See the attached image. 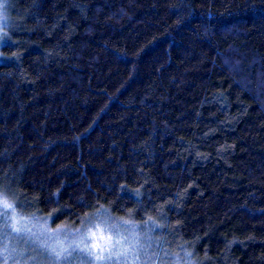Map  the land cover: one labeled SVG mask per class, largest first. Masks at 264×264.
Here are the masks:
<instances>
[{
  "label": "trees",
  "instance_id": "16d2710c",
  "mask_svg": "<svg viewBox=\"0 0 264 264\" xmlns=\"http://www.w3.org/2000/svg\"><path fill=\"white\" fill-rule=\"evenodd\" d=\"M4 11L1 224L110 215L148 228L141 264H264V0Z\"/></svg>",
  "mask_w": 264,
  "mask_h": 264
},
{
  "label": "rangeland",
  "instance_id": "374dc122",
  "mask_svg": "<svg viewBox=\"0 0 264 264\" xmlns=\"http://www.w3.org/2000/svg\"><path fill=\"white\" fill-rule=\"evenodd\" d=\"M3 199L12 204L8 195L1 194ZM105 217L92 216L83 228L53 227L42 220L16 219L11 228L0 223L1 251H6V258L12 256V264H141V241L148 228L142 230L129 219Z\"/></svg>",
  "mask_w": 264,
  "mask_h": 264
},
{
  "label": "snow or ice",
  "instance_id": "6c2138e0",
  "mask_svg": "<svg viewBox=\"0 0 264 264\" xmlns=\"http://www.w3.org/2000/svg\"><path fill=\"white\" fill-rule=\"evenodd\" d=\"M5 3H6V0H2V2H0V11L4 10V7H5ZM0 204H2L3 208L5 210L7 209H11L13 206L12 204H10L7 199H3L2 201H0ZM14 230H19V229H15ZM94 235V234H93ZM109 239H111V237H109ZM117 243H119V241H117ZM96 245H93V247H95ZM96 259H104L103 256H97Z\"/></svg>",
  "mask_w": 264,
  "mask_h": 264
},
{
  "label": "clouds",
  "instance_id": "9594fccd",
  "mask_svg": "<svg viewBox=\"0 0 264 264\" xmlns=\"http://www.w3.org/2000/svg\"><path fill=\"white\" fill-rule=\"evenodd\" d=\"M0 2H2V0H0ZM0 20H3V21L8 20V15L4 10L0 11Z\"/></svg>",
  "mask_w": 264,
  "mask_h": 264
}]
</instances>
